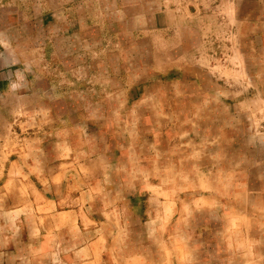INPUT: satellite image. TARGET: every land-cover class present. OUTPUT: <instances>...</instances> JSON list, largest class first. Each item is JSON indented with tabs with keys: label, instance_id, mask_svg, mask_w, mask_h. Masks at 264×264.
I'll list each match as a JSON object with an SVG mask.
<instances>
[{
	"label": "crops",
	"instance_id": "obj_1",
	"mask_svg": "<svg viewBox=\"0 0 264 264\" xmlns=\"http://www.w3.org/2000/svg\"><path fill=\"white\" fill-rule=\"evenodd\" d=\"M206 1L0 0V264H156L153 214L175 264H264V0Z\"/></svg>",
	"mask_w": 264,
	"mask_h": 264
},
{
	"label": "rangeland",
	"instance_id": "obj_2",
	"mask_svg": "<svg viewBox=\"0 0 264 264\" xmlns=\"http://www.w3.org/2000/svg\"><path fill=\"white\" fill-rule=\"evenodd\" d=\"M2 1L5 2V5L8 4L7 6L8 7H11V6H13V4L16 6L19 0H2ZM163 1H164V3L167 2L165 5L168 4L169 6L172 5L173 7L174 6L176 7V5H175L176 3H177V5H181L183 7H185L186 5L189 7L190 5H192L193 1H197V3H201L204 0H163ZM12 2H14V3H12ZM204 3H207V1L205 0ZM3 26H7V23H0V27H3ZM217 27H218V22H217L215 28H217ZM14 32H13V35L18 36L16 34V31H14ZM26 35H27V33H25V36ZM19 36H22L20 38V40H22V38H25L26 39V37L24 35H22V34L19 35ZM211 38L215 41V47L213 49H211V51H212V58H214L213 61L211 59V63L213 62V63L224 64L225 63V53L223 51V48L225 47V43L228 44L230 40H231V45L233 46L234 39L232 37H229L228 36V37H226L227 40H224V38H222L221 33L218 30V28H217V31L216 32L213 31L211 33ZM221 39H223L224 41H222ZM32 43H33L32 41H30V42L29 41L28 42L25 41L24 42V47H25L24 55H25V57H24V60H23V62H24L23 70L27 71V73H30L33 70L32 67H30V68L28 67L29 65H31L28 62V58H32L31 57V54H29V51H34L36 53H39V56H40V52L38 50H35L37 48V45L36 44H38V43H35L34 42L33 43L34 48H31ZM18 44H23V43H22V41H20V43L18 42ZM42 45L43 44L41 43V48L43 47ZM40 62H42V61H40ZM221 77H224V76H221ZM224 79H226V77ZM232 80L235 81V79L229 77V79L227 81H232ZM223 81H225V80H222V81H219V82L220 83H223ZM58 84L61 85V87H62L61 81H57V83H56V89L61 88V87L58 86ZM3 108H8V107H3ZM9 113L10 112L5 113V115H4V116H7L8 119H10L9 121H7V133H6L8 135L6 141H7V143L9 145L6 146V147H4L2 149V151H4L5 153H8V152H10L11 149L15 148V144L14 145L11 144L13 141H16L17 142V147H19L20 144L23 145V139L29 138L28 133L30 131V130H26L23 133L20 132V131H18L17 122L14 121V118H12ZM74 137L75 136H73L72 138L75 139ZM104 140L105 139H103V141ZM104 144L102 145V146H105L103 152H105V154H107L109 158H114V157L117 158L118 157V154H117V152L114 153L115 150L112 147V145H113L112 144V140L110 139L109 142L106 141V143H104ZM75 147H77V148H79V147H81V148L82 147H85L83 149L89 148V149H87L89 151L90 150H94V149L96 150V146L94 144H92L91 147H90V145L83 146V145L77 144ZM100 147H101V145H98V148H100ZM165 213H166V211H165ZM152 218H154V219H152ZM152 218H151L152 219V221H151L152 223H148L147 222V223L141 225V227L134 226L133 225V222L130 223V220H129V222L125 224L129 228L128 227H125L124 229L127 230V228H128V231L130 233L131 232L132 233L134 232L132 234V236H131V238H132L133 241H134V236L135 235H141V237H145V238L147 237V239L144 241L146 243H143L142 242V245L143 246L142 247H139L137 250L138 251L141 250L142 253H144V254L147 253L152 258H154L153 259V263H156L157 264V262H155V261L159 260V264H163V262H161L160 260H163L164 259V260H166L170 264H175L176 258L177 259L179 258L178 253H177V250L175 248V246L177 244L174 243V240L175 239L172 238L171 237V234L169 233V232H172V231H170L172 229L173 230L172 235H174L175 225L170 224L168 230H166V232L164 234H161L159 232H155V230H157V227H159V228L161 227V224H160L161 221L159 220L160 218L158 219L157 217H154V214L152 215ZM156 224H157V226H156ZM122 225H124V224H122ZM147 232H150V234L147 235ZM129 242L130 241H128V243H127V241H125L124 243H121V245H115L114 244V247H113L114 249L113 250L116 251V252H119V251L121 252V251L127 250L129 248V246H128ZM147 250H149V253L147 252ZM158 253L159 254L161 253L160 256L158 255L159 257L157 256ZM180 261H182V257L180 258Z\"/></svg>",
	"mask_w": 264,
	"mask_h": 264
},
{
	"label": "flooded vegetation",
	"instance_id": "obj_3",
	"mask_svg": "<svg viewBox=\"0 0 264 264\" xmlns=\"http://www.w3.org/2000/svg\"><path fill=\"white\" fill-rule=\"evenodd\" d=\"M17 4H21V6H25V3H23L22 0H19Z\"/></svg>",
	"mask_w": 264,
	"mask_h": 264
}]
</instances>
